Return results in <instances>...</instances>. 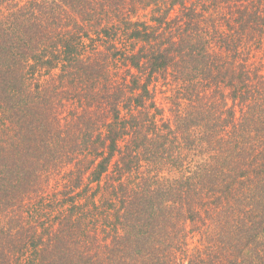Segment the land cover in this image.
Segmentation results:
<instances>
[{"label": "trees", "instance_id": "1", "mask_svg": "<svg viewBox=\"0 0 264 264\" xmlns=\"http://www.w3.org/2000/svg\"><path fill=\"white\" fill-rule=\"evenodd\" d=\"M254 50L264 0H0V264H264Z\"/></svg>", "mask_w": 264, "mask_h": 264}, {"label": "rangeland", "instance_id": "2", "mask_svg": "<svg viewBox=\"0 0 264 264\" xmlns=\"http://www.w3.org/2000/svg\"><path fill=\"white\" fill-rule=\"evenodd\" d=\"M174 16L175 14L173 13L171 16V19H173ZM151 17H152L151 15L147 16L144 14V16L141 15L139 18H134V20L142 19L143 22L146 23L150 21ZM254 51H255V54L253 55L255 56L254 60L256 61L255 66H258L260 63H262V61H264V52L260 50H254ZM258 67L261 68V66H258ZM174 86H175L174 83H171L168 79L166 80L163 78L162 80H160V82L158 83L156 87L158 91L157 103L159 104V107L162 109L163 116L166 121L169 119L173 120L172 113L176 107V104H174L176 100ZM99 236L104 237V234L99 233Z\"/></svg>", "mask_w": 264, "mask_h": 264}]
</instances>
